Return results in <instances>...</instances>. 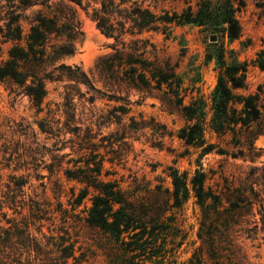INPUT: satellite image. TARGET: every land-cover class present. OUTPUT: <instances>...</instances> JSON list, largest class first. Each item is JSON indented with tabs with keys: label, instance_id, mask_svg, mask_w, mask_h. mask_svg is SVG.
<instances>
[{
	"label": "rangeland",
	"instance_id": "1",
	"mask_svg": "<svg viewBox=\"0 0 264 264\" xmlns=\"http://www.w3.org/2000/svg\"><path fill=\"white\" fill-rule=\"evenodd\" d=\"M130 1L157 14L164 11L181 14L189 5L194 11L198 8L197 0ZM228 2L233 4L241 27L239 38H231L228 24L219 31H205L195 23L174 24L170 37L154 31L126 36L127 42L137 37L149 39L156 46L159 59L175 66L183 79L180 96L184 104H189L194 97H203L210 103L221 71L217 64L219 51L224 54L225 65H232L234 61L249 63L248 89L239 93L255 92L259 85L264 89V71L253 65L257 54L264 50V0H244V7H240L239 0ZM51 4V10L46 8L45 12L58 10L57 1ZM65 7L75 13L82 34L72 40L75 53L57 59L51 69L60 64L79 66L100 90L98 99L91 102L86 85L70 80L67 69L56 71L57 80L47 83L48 95L40 113L17 85L0 84V126L4 134L0 142V198L13 195L21 202H29L38 195L53 208L62 203L63 209L71 210L73 191L78 193L83 185L68 180L65 169L84 166L88 152L80 150L79 144L72 147L71 141L65 148L56 150L52 147L55 138L46 139L47 135L41 134L37 125L38 121L47 120L63 131L68 118L65 103L69 94L75 114L71 129L79 127L81 138L89 136L105 159L101 179L117 182L134 208L146 212V219L157 218L162 222L163 228L149 241L152 244H147L145 255L134 264H264L259 227L257 237L250 236L254 234L251 229L260 224L259 216L255 210L238 212L237 192L248 169L264 163V132L253 135L240 130L238 133L237 126L234 131L218 135L207 129L205 138L215 149L200 157V150L177 136L185 120L173 103L176 98L163 91L125 85L112 89L96 65L113 52L115 39L102 33L80 6L66 2ZM42 8L33 6L25 11L29 18L23 21L25 32L29 30V20ZM68 41L67 34L52 40L56 44ZM150 51L154 52L148 44L146 55L153 59ZM2 57H7L6 49ZM235 92L238 94V90ZM117 117L122 118V124L107 123V119L115 121ZM131 118L138 124V130L129 127ZM61 137L77 141L75 132ZM241 151L244 156L240 155ZM78 159L81 162L75 166ZM199 161L207 173V189L219 195L222 202L216 207L213 200L209 201L212 205L206 223L192 193L185 203L175 202L170 176L171 169L175 168L181 173L188 172L191 177ZM24 181L27 184L19 189L16 183ZM92 193L91 190L87 202L74 211L73 217L64 219L61 212H56V224L66 220L77 240L81 264H123V250L116 239L85 221L83 210L91 205ZM23 214L28 215L27 208ZM49 226L45 220L42 232L48 233Z\"/></svg>",
	"mask_w": 264,
	"mask_h": 264
},
{
	"label": "trees",
	"instance_id": "2",
	"mask_svg": "<svg viewBox=\"0 0 264 264\" xmlns=\"http://www.w3.org/2000/svg\"><path fill=\"white\" fill-rule=\"evenodd\" d=\"M53 1H57L58 10L45 12L46 8L51 10ZM66 2L80 6L102 33L115 39L113 52L101 58L96 65L106 83L112 89L125 85L173 95L176 98L173 103L185 120V125L178 130L177 136L187 145L200 150V157L215 149V145L205 138L207 129L218 135L234 131L237 126L238 133L240 130L249 131L253 135L264 132L262 85H259L257 91L247 95L239 93L248 89L249 63L234 61L232 65H225L224 54L219 51L217 64L221 71L210 103L203 97H194L189 104H184L183 97L180 96L183 79L175 66L159 59L154 43L139 37L126 41L127 35L140 36L151 31L170 37L174 24L187 23L202 26L205 31H219L228 24L231 38H239L241 27L233 4L228 0H197L196 11L189 5L181 14H171L169 11L157 14L130 0H0V84L9 82L21 88L38 113L44 110L43 104L48 95L47 83L57 80L54 76L56 71L67 69L70 80L85 84L91 102L98 99L97 93L100 92L79 66L60 64L51 69L57 59L75 53L72 40L82 34L80 21L71 9L66 10ZM239 2L240 7L245 6L244 0ZM33 6L43 8L29 20L30 27L25 32L23 21L29 19L25 11ZM65 34L68 42H52L54 38ZM148 44L153 48L154 52L150 51L154 54L153 59L146 55ZM5 49L7 57L3 58ZM253 65L264 71V50L257 54ZM70 97L69 94L66 96L68 118L63 131L47 120H40L37 125L40 133L47 135L46 139L55 138L52 147L56 150L65 148V144L71 141L72 147L79 144L80 150L88 152L85 154L87 159L84 166L65 169L67 179L76 181L83 187L78 193L73 191L71 210L63 209L62 203L53 208L50 202H44L38 195L31 197L29 202H21L13 195L0 198V264H81L82 259L77 254V240L66 225V220L56 224V212H61L64 219L73 217L74 211L87 202L86 198L91 190V205H86L83 210L86 212L85 221L89 226L104 230L116 239L123 250V264H134L137 258L145 255L147 244H152L149 241L163 228L160 219L148 220L142 208H134L117 182L101 179L105 159L89 136L81 138L79 127L71 129L70 124L75 114ZM114 117L116 116L112 115ZM131 120L129 127L138 130V124L133 118ZM110 122L120 125L123 121L121 117H117L115 121L107 119V123ZM90 130L88 126L87 132ZM73 132L77 141L61 137ZM3 138L0 126V142ZM218 152L224 153L223 150ZM240 155L244 156V153L241 151ZM79 162L80 159L75 160V166ZM198 166L191 177L188 172L181 173L175 168L171 169L170 176L175 202L178 205L185 203L192 193L203 210V222L206 223L210 219L212 205L209 201L213 200L216 207L222 202L219 195L207 189V173L200 161ZM26 184V181L18 182L16 186L20 189ZM7 186L11 192V185ZM237 190L238 212L244 214L255 210V215L259 216L260 224L251 229L255 235L250 233V236L256 238L259 231L264 243V163L251 166ZM26 208L28 215L23 214ZM10 210L12 214L9 213ZM45 220L50 223L48 233L42 232ZM130 231L133 233L129 236Z\"/></svg>",
	"mask_w": 264,
	"mask_h": 264
}]
</instances>
